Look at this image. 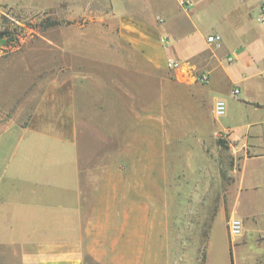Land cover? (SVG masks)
Wrapping results in <instances>:
<instances>
[{
	"label": "crops",
	"instance_id": "1",
	"mask_svg": "<svg viewBox=\"0 0 264 264\" xmlns=\"http://www.w3.org/2000/svg\"><path fill=\"white\" fill-rule=\"evenodd\" d=\"M189 1L185 10L179 0H0V12L16 13L21 24L40 14L55 30L76 33L73 39L83 46L103 39V47L134 55L121 61L146 71L174 78L166 61L176 58L207 73L208 82L186 84L206 92L212 107L227 96L239 105L242 118L213 126L227 134L239 162L237 204L249 216L241 235L264 237V21L256 20L261 0H234L225 27L205 31L198 10L210 0ZM214 33L221 40L207 42ZM72 42L61 38L55 46H80ZM5 43L11 52L23 44ZM110 58L105 62L120 63ZM32 93L23 124H5L0 103V264H87V257L103 262L100 257L131 255L130 170L80 167L84 118L72 78L51 79ZM6 143L9 154L2 153ZM138 232L134 239L140 241ZM251 251V260L264 258V246Z\"/></svg>",
	"mask_w": 264,
	"mask_h": 264
},
{
	"label": "rangeland",
	"instance_id": "2",
	"mask_svg": "<svg viewBox=\"0 0 264 264\" xmlns=\"http://www.w3.org/2000/svg\"><path fill=\"white\" fill-rule=\"evenodd\" d=\"M234 5V0L208 1L198 10L201 29L224 28ZM15 17L10 10L0 12V32L17 25L16 40L23 42L11 52L0 38L4 123L23 124L22 109L31 107L32 92L51 79L70 77L84 118L80 167L131 173L126 178L132 182V253L100 257L103 262L87 257V264H231V255L232 264H264L258 255L251 260V250L264 246V237L232 239L227 231L231 216L249 221L237 204V155L227 134L213 126L243 117L235 101L224 97L226 112L215 118L206 92L174 82L167 71L160 75L121 61L129 55L123 48H105L103 39L83 46L74 40L76 33L55 30L40 14L22 24ZM61 38L80 46H55ZM110 57L120 63L105 62ZM12 134L6 133L10 139ZM7 145L3 154L10 153ZM139 229L140 241L134 239Z\"/></svg>",
	"mask_w": 264,
	"mask_h": 264
},
{
	"label": "built area",
	"instance_id": "3",
	"mask_svg": "<svg viewBox=\"0 0 264 264\" xmlns=\"http://www.w3.org/2000/svg\"><path fill=\"white\" fill-rule=\"evenodd\" d=\"M179 5L185 9L189 10L191 3L189 0H179ZM256 20L259 22L264 21V0L259 2L258 14ZM161 42L166 43L167 39L161 37ZM207 42L218 43L221 40L219 34L214 33L210 34L206 38ZM228 62H232L233 58L229 57ZM166 68L171 71L174 78L182 83H192L200 82L206 83L209 80L208 74L205 72H197V70L192 66L191 63L187 61H182L176 58H168L166 61ZM264 78V77H263ZM238 88L233 89V94L236 96L238 94ZM226 112V103L223 99H216L212 107V113L215 117H220ZM228 235L233 239L237 237L242 232V223L241 220L236 217H230L227 223Z\"/></svg>",
	"mask_w": 264,
	"mask_h": 264
},
{
	"label": "trees",
	"instance_id": "4",
	"mask_svg": "<svg viewBox=\"0 0 264 264\" xmlns=\"http://www.w3.org/2000/svg\"><path fill=\"white\" fill-rule=\"evenodd\" d=\"M16 18H19V15H17V17ZM9 24H11L12 25V23H9ZM17 30V25H15L14 27H10V25H7L5 28H4V30H2L1 32H0V38H2V37H5L6 38V41L8 42V41H10L12 38V40H16V34H17V36H18V31H16ZM17 41V43H18V40H16ZM231 264H232V255H231Z\"/></svg>",
	"mask_w": 264,
	"mask_h": 264
}]
</instances>
